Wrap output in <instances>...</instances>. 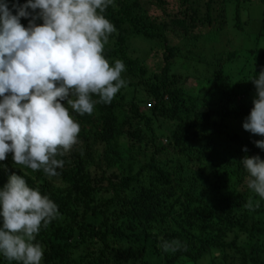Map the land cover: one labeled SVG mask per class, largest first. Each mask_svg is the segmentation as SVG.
<instances>
[{
	"label": "trees",
	"instance_id": "trees-1",
	"mask_svg": "<svg viewBox=\"0 0 264 264\" xmlns=\"http://www.w3.org/2000/svg\"><path fill=\"white\" fill-rule=\"evenodd\" d=\"M192 1L138 0L135 7L122 2L109 6L105 16L116 32L104 55L110 63L122 60L127 84L144 89L130 95L123 87L110 104L97 103L91 115L72 113L80 124L79 142L57 157L65 161L58 176L17 165L11 153L0 161V186L15 172L58 205L60 216L37 236L45 249L42 264H149L151 254L159 264H201L208 258L213 264H264V200L248 189V173L240 162L245 156L264 159V150L254 143L264 137L231 134L253 105L237 103L238 85L229 76H236L233 62L250 65L238 69L242 75L249 70L252 76L259 74L264 50L252 57L242 49L223 55L212 35L214 39H203L209 40L202 51L185 49L192 63L176 65L184 46L190 40L196 45L202 36L195 30L219 20ZM149 6L160 15H148ZM230 6L225 8L228 13ZM242 10L241 0H235L238 30L243 29ZM228 13L221 14L222 19ZM157 19L159 30L153 25ZM260 31L264 36V19ZM132 35L162 44L160 70L152 77L145 63L127 54ZM190 77L203 81L194 97L186 85ZM149 100L154 102L151 108L146 107ZM162 120L175 124L170 128ZM245 147L247 152L242 151ZM201 170L205 177L199 185ZM234 192L240 197L229 200ZM249 200L259 201V207H247ZM232 209L240 213L231 214ZM89 216L100 221H89ZM173 239L184 247L164 252L161 240ZM0 264L9 262L0 256Z\"/></svg>",
	"mask_w": 264,
	"mask_h": 264
},
{
	"label": "clouds",
	"instance_id": "clouds-1",
	"mask_svg": "<svg viewBox=\"0 0 264 264\" xmlns=\"http://www.w3.org/2000/svg\"><path fill=\"white\" fill-rule=\"evenodd\" d=\"M114 2L0 0V161L11 153L17 165L58 176L65 161L57 157L79 142L72 113L91 115L97 103L110 104L126 86L124 62L110 63L104 55L116 32L105 16ZM249 80L256 96L242 127L264 137V69ZM254 143L264 150V138ZM240 162L248 189L264 200V159L245 156ZM247 207H259V201L249 200ZM59 216L48 195L10 174L0 186V256L9 264H42L45 249L37 236ZM160 247L175 253L184 245L161 240Z\"/></svg>",
	"mask_w": 264,
	"mask_h": 264
},
{
	"label": "rangeland",
	"instance_id": "rangeland-1",
	"mask_svg": "<svg viewBox=\"0 0 264 264\" xmlns=\"http://www.w3.org/2000/svg\"><path fill=\"white\" fill-rule=\"evenodd\" d=\"M135 1L138 0H115L113 7H116L118 2L122 3H128L133 4L132 7L137 6L135 4ZM208 0H193L192 6L199 9L201 12L209 9L211 14L219 20H224V22H219V20L214 21L212 23H205L201 24V26L198 27V29L195 30V35H202L200 38H198V41L196 45H193L192 42L194 40H190L185 46L182 51V54L177 56L176 65L181 66L182 68H185V65H189L190 61L193 62L192 59L186 58L185 49L190 48L192 53H198L202 51L205 47V42L211 38L212 35H215V42L216 47L219 49V51L223 55H227L230 51H237L241 52L242 50H246L247 52H251L250 57L253 56V54L261 55L262 51L264 50V36H262L261 24L262 19H264V2L263 0H241V7L244 9L242 10V30H238V28L235 26V18L233 15V7L235 4V0H214L211 4H209ZM230 6L229 13L225 10V8ZM150 7V6H149ZM226 19H222L221 14H227ZM158 16L160 15L158 11L154 10L153 6L150 7L148 15ZM153 25H155L158 30L160 28V23L157 20L153 21ZM112 34L111 36H113ZM264 35V33H263ZM209 37L208 40H203L205 37ZM110 39V38H109ZM147 37L142 35H132L128 38V50L127 54L129 57L133 59H138L140 62L145 63L148 68V75L151 76L152 72H157L160 70V67H158V62L161 58L162 49H160L158 46L162 44L159 40L153 41V40H146ZM145 40V41H144ZM257 40V41H255ZM231 41V42H230ZM211 43V42H209ZM213 43V42H212ZM242 46V47H239ZM255 46V47H254ZM254 49V50H252ZM257 62L260 63V60ZM232 63V62H231ZM247 67L250 65L245 64ZM245 65L233 62L231 64V71L236 75H229L234 82L235 85H238L240 96L237 98V103L239 102H245L247 106H252V101L256 96L255 87L252 84V82L249 80L252 77V72L249 70L248 75H242L238 73V69L244 68ZM252 68V67H251ZM261 69V68H260ZM254 71V69L252 68ZM172 72H176L173 70ZM124 74V73H123ZM152 77V76H151ZM124 78V77H123ZM203 81H200L199 79L195 78H188L186 81V85H189L192 89L189 91V95H193L198 93L201 88H203ZM125 89H127V93L130 95L133 93V91H140L143 90V86H136L134 89L133 87L129 86L126 82ZM154 102L152 100H149L146 102V107L151 108L153 106ZM186 117V115H183ZM163 122H166L165 120H162ZM243 120H240L239 126H233L231 134L238 133V135L247 136V134L251 135V138L258 137V135L251 134L250 132L246 131L242 127ZM159 124V123H156ZM166 124L173 128L175 122H166ZM164 124V125H166ZM161 132V131H160ZM167 132V131H166ZM164 131V133H166ZM162 133V132H161ZM244 134V135H243ZM167 138V137H166ZM165 136L161 138V141L163 144H166L168 141H166ZM259 138V137H258ZM262 139V138H260ZM259 140V139H258ZM202 169V166H201ZM201 179L197 181V183L200 185L201 183L204 184V177L202 170L200 171ZM233 180H230L228 183L231 184ZM252 195V193L250 194ZM237 197H240V195H237V192L231 193L228 195L229 200H235ZM233 213H240L238 209H232L231 214ZM87 220V218H86ZM89 221L93 222H99L100 219L96 216H89ZM229 252V250H228ZM83 258V256H82ZM70 257L68 258V260ZM70 261V260H69ZM149 264H159V261L156 259H152V254L148 257ZM70 264H76V261L72 260ZM201 264H213L212 258H208L207 260L202 261Z\"/></svg>",
	"mask_w": 264,
	"mask_h": 264
}]
</instances>
